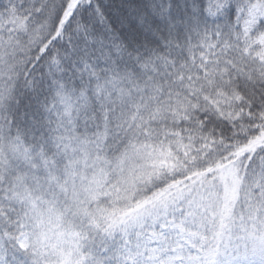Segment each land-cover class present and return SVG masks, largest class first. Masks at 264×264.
<instances>
[{
    "label": "snow or ice",
    "instance_id": "1",
    "mask_svg": "<svg viewBox=\"0 0 264 264\" xmlns=\"http://www.w3.org/2000/svg\"><path fill=\"white\" fill-rule=\"evenodd\" d=\"M0 264H264V0H0Z\"/></svg>",
    "mask_w": 264,
    "mask_h": 264
}]
</instances>
